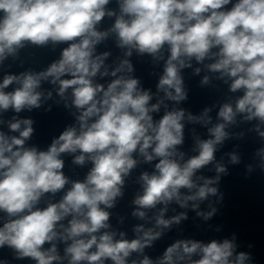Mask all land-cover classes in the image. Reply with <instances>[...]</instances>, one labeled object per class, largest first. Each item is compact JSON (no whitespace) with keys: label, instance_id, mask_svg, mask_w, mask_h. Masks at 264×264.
Returning <instances> with one entry per match:
<instances>
[{"label":"clouds","instance_id":"clouds-1","mask_svg":"<svg viewBox=\"0 0 264 264\" xmlns=\"http://www.w3.org/2000/svg\"><path fill=\"white\" fill-rule=\"evenodd\" d=\"M238 167L264 187V0H0V264H259L214 223Z\"/></svg>","mask_w":264,"mask_h":264},{"label":"water","instance_id":"water-1","mask_svg":"<svg viewBox=\"0 0 264 264\" xmlns=\"http://www.w3.org/2000/svg\"><path fill=\"white\" fill-rule=\"evenodd\" d=\"M150 82V81H149ZM192 93L189 104L193 110L206 102L205 94L191 82ZM37 120L38 141L48 142L49 137L58 132L63 126L62 111L54 109L52 113H33ZM222 190L225 192V206L223 214L214 223L223 224L224 234L236 231L242 242L256 244V257L259 264H264V187L259 179L245 180L242 168H234L231 174L224 178ZM189 232L193 231L191 223L187 225Z\"/></svg>","mask_w":264,"mask_h":264}]
</instances>
